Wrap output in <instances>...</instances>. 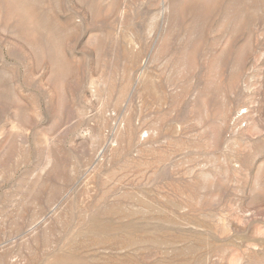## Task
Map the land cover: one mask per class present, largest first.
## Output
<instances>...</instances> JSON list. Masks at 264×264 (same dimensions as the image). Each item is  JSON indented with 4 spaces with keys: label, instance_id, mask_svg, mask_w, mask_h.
I'll return each instance as SVG.
<instances>
[{
    "label": "rangeland",
    "instance_id": "obj_1",
    "mask_svg": "<svg viewBox=\"0 0 264 264\" xmlns=\"http://www.w3.org/2000/svg\"><path fill=\"white\" fill-rule=\"evenodd\" d=\"M0 264H264V0H0Z\"/></svg>",
    "mask_w": 264,
    "mask_h": 264
}]
</instances>
